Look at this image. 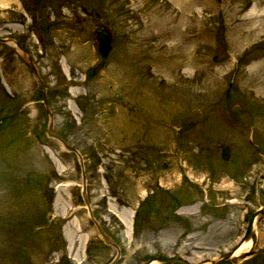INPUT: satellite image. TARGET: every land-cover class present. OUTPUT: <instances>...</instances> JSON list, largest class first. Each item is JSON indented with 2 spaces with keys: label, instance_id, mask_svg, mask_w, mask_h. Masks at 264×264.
Returning <instances> with one entry per match:
<instances>
[{
  "label": "rangeland",
  "instance_id": "obj_1",
  "mask_svg": "<svg viewBox=\"0 0 264 264\" xmlns=\"http://www.w3.org/2000/svg\"><path fill=\"white\" fill-rule=\"evenodd\" d=\"M0 38V264L234 248L264 205V0H0ZM250 241L217 264H264V216Z\"/></svg>",
  "mask_w": 264,
  "mask_h": 264
},
{
  "label": "water",
  "instance_id": "obj_2",
  "mask_svg": "<svg viewBox=\"0 0 264 264\" xmlns=\"http://www.w3.org/2000/svg\"><path fill=\"white\" fill-rule=\"evenodd\" d=\"M95 36L97 39V54L100 57L101 60H105L107 57V54L110 50V38L108 36V31L106 30V28L103 25H98L95 29ZM0 41H6L3 38H0ZM15 46H18L17 43H14ZM19 50V48H18ZM42 103L45 107L46 110V104H45V100H44V92L42 91ZM48 117H50V113L48 110H46ZM229 150L230 147L228 144H224L221 146L220 149V157L223 160H226L229 156ZM82 177H83V173H81ZM83 182L81 185V189L83 191L84 187H83ZM82 200L85 204V206L87 207L88 210V214L90 216V209L88 208V202L86 201L85 197L83 196V192L81 194ZM261 216H264V205L258 207L257 209H255L249 216L248 221H247V225H246V229L244 231L243 236L240 238V240L238 241V243L234 246V248H232V250H230L227 254H225L223 257L219 258L218 260L212 261V262H207L205 264H217L219 261L221 260H225L227 258H230L232 256H234L233 252L234 250L238 247L239 243H241L242 241H247L250 240L251 237V232H252V227H253V223L255 218H259ZM150 219L154 218V214H151L149 216ZM94 222V220H93ZM94 226L97 229V231L99 232L98 234L101 236V238L103 239L104 243L109 244L110 241L108 240L107 236L100 230L99 226L96 224V222H94ZM249 254V252H246V254H243L242 256H245ZM156 262V263H169V264H188L185 261L181 260L180 258L177 257H151L148 258L147 260L143 261L141 264H149L150 262Z\"/></svg>",
  "mask_w": 264,
  "mask_h": 264
},
{
  "label": "bare ground",
  "instance_id": "obj_3",
  "mask_svg": "<svg viewBox=\"0 0 264 264\" xmlns=\"http://www.w3.org/2000/svg\"><path fill=\"white\" fill-rule=\"evenodd\" d=\"M249 246H251V241L250 240L242 241L241 243H239L238 247L234 250V252H233L234 256L237 255V254H239V253H241V252H243V251H245V250H247V248ZM153 262L154 261L150 262L149 264H154Z\"/></svg>",
  "mask_w": 264,
  "mask_h": 264
},
{
  "label": "flooded vegetation",
  "instance_id": "obj_4",
  "mask_svg": "<svg viewBox=\"0 0 264 264\" xmlns=\"http://www.w3.org/2000/svg\"><path fill=\"white\" fill-rule=\"evenodd\" d=\"M17 43H18V42H17ZM142 201H143V200H142ZM142 201H141V202H142ZM138 205H140V204L138 203ZM150 215H151V213H150ZM85 249L87 250V246L85 247Z\"/></svg>",
  "mask_w": 264,
  "mask_h": 264
}]
</instances>
